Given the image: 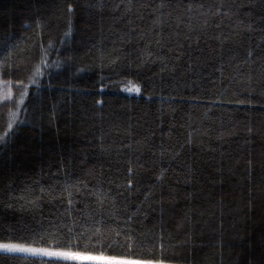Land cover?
<instances>
[{"label":"trees","instance_id":"obj_1","mask_svg":"<svg viewBox=\"0 0 264 264\" xmlns=\"http://www.w3.org/2000/svg\"><path fill=\"white\" fill-rule=\"evenodd\" d=\"M96 2L0 0V61L3 41L15 46L0 64V135L14 128L0 143V240L84 233L91 254L264 264V0ZM220 5L231 19L210 15Z\"/></svg>","mask_w":264,"mask_h":264},{"label":"snow or ice","instance_id":"obj_2","mask_svg":"<svg viewBox=\"0 0 264 264\" xmlns=\"http://www.w3.org/2000/svg\"><path fill=\"white\" fill-rule=\"evenodd\" d=\"M105 0H97V2L90 7H97L103 12L105 8ZM166 5L161 3L159 7L163 9ZM203 8V5L199 6ZM121 8H125L126 11L130 10V8H126L125 5L121 3H116L113 5V10H119ZM224 5H220L216 8L214 12H211L210 15L212 16H228L231 19V16L228 12H223L222 9ZM69 11H72V6L69 5ZM187 11H193V5H189ZM203 15V13H201ZM159 22V19L154 21V25ZM205 25L208 23L207 20L204 21ZM246 27L248 30H251L253 25L251 23L245 26L244 22L241 20L239 21L238 28ZM70 33H66L69 35ZM6 49H7V56L4 60L0 61V64H7L8 61L11 60V57L14 54V47L9 45L7 38L3 41ZM152 53L149 52L148 56L151 57ZM253 53L250 51L248 53V57H251ZM44 67H50L45 61H41ZM58 67L59 64L56 63ZM239 70V69H238ZM43 72L40 68H37L36 71L33 73L32 83L36 82L35 77L42 75ZM139 91V89H136ZM23 95L21 93V99L18 101V104H23ZM13 119L16 117V113L13 112L12 114ZM7 128L10 130L5 135H0V143L6 142V136L11 134V131H14L13 122H9ZM129 173L133 170L131 168L128 169ZM133 180L129 179L127 182V187L131 188L133 186ZM71 187V186H69ZM67 190V189H66ZM43 191V189H41ZM71 194V193H69ZM96 196L97 203L103 211L105 206V202L108 199L107 193H103L100 191H96L94 193ZM24 199V197H21ZM27 203L33 207L37 206V201L35 199L27 201ZM69 205H71L72 201H68ZM94 223V232L92 233L93 238L98 236H102L104 234V229L102 228L103 221L102 220H95L93 217ZM71 232V229H68ZM84 239V233H81L80 237L77 238L76 243L73 244L71 240H59L53 238L51 241H47L44 237H41L39 241V245L37 246L35 241L32 240L31 235H21V236H10L7 240H0V253H3L5 257H15L19 254H27V256H31L32 258H46L47 264H61V262H65V264H163V260H152V259H143V258H136V257H116L111 255H103V254H91L84 251H75L73 249L80 248V240Z\"/></svg>","mask_w":264,"mask_h":264},{"label":"rangeland","instance_id":"obj_3","mask_svg":"<svg viewBox=\"0 0 264 264\" xmlns=\"http://www.w3.org/2000/svg\"><path fill=\"white\" fill-rule=\"evenodd\" d=\"M48 77L50 78V75H48ZM50 88H51V85H50ZM1 93H2V94H6V89H5V87H2V88H1ZM98 113H99V112H98ZM75 251H81V249L78 248V249H75Z\"/></svg>","mask_w":264,"mask_h":264},{"label":"bare ground","instance_id":"obj_4","mask_svg":"<svg viewBox=\"0 0 264 264\" xmlns=\"http://www.w3.org/2000/svg\"><path fill=\"white\" fill-rule=\"evenodd\" d=\"M51 83V81H50V78H49V84Z\"/></svg>","mask_w":264,"mask_h":264}]
</instances>
